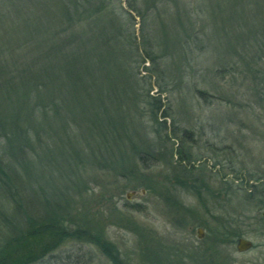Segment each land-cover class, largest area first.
<instances>
[{
	"label": "trees",
	"instance_id": "trees-1",
	"mask_svg": "<svg viewBox=\"0 0 264 264\" xmlns=\"http://www.w3.org/2000/svg\"><path fill=\"white\" fill-rule=\"evenodd\" d=\"M209 78L264 109V0H0V264H34L67 242L127 264L83 210L101 179L153 191L188 225L176 189L214 192L168 149L194 134L170 129L162 96L231 102ZM166 159L170 174L153 179Z\"/></svg>",
	"mask_w": 264,
	"mask_h": 264
},
{
	"label": "rangeland",
	"instance_id": "rangeland-1",
	"mask_svg": "<svg viewBox=\"0 0 264 264\" xmlns=\"http://www.w3.org/2000/svg\"><path fill=\"white\" fill-rule=\"evenodd\" d=\"M132 15L136 22L135 28L138 30L140 19L135 14ZM201 81L202 79L200 83ZM208 81L221 86L220 90L231 102L213 98L211 104H208L195 97L185 98L184 93L173 90V87L162 96L168 97L169 101L171 117L167 125L170 129L174 124V127L189 129L194 134L192 142L184 141L182 144L179 139L172 136L166 143L168 149L173 148L176 152L181 147L180 152L189 158L182 164L193 167V174L203 178L205 184L214 192L212 197L201 191L202 199H199L193 193L176 189L174 197L178 198L190 212L186 215L188 225L184 228L175 226L171 222L172 214L169 208L156 193L146 191L142 187L122 188L124 183L122 184L121 180L113 186L109 184L110 180L101 179L106 185L107 193L102 188L94 189L91 202L83 206V210L88 211L89 208L91 212H96L95 219L101 223L100 234L105 241L113 243L118 248L124 263L259 262L258 252L239 254L234 247L229 250L230 247L225 244L217 243L214 246L212 242L210 243V235L221 221L218 219H222L226 226L231 223L235 229L255 242L260 241L251 231L263 225L260 219L264 207L246 200L248 189H241L244 188L246 179L250 181L248 177L250 174L264 175V109L261 105H254L246 93L244 96L241 95L244 87L234 96L235 89H230L223 80L214 81L209 78ZM200 87L207 90L210 88L208 82L201 83ZM154 92L156 90L151 94ZM173 160L176 158L173 157ZM169 161L162 160L160 167H154L149 171L153 179L161 180L157 176L162 174V171L163 175L170 174L166 166ZM226 188L228 195L224 192L227 191ZM142 189L145 190L144 195L140 193ZM131 191L137 192V195L126 200V193ZM86 199L88 201L89 198ZM25 201L23 205L27 204ZM40 210L38 211L41 213ZM201 221L205 222V227L199 226L198 223ZM197 229L202 230V238L197 237ZM141 235L147 240L150 235L151 242L145 245V239ZM219 238L224 239V234L219 235ZM34 264H111V262L91 244L67 242Z\"/></svg>",
	"mask_w": 264,
	"mask_h": 264
},
{
	"label": "flooded vegetation",
	"instance_id": "flooded-vegetation-1",
	"mask_svg": "<svg viewBox=\"0 0 264 264\" xmlns=\"http://www.w3.org/2000/svg\"><path fill=\"white\" fill-rule=\"evenodd\" d=\"M248 177H249L250 181H248V179H246L244 184H243L244 188L241 189V190H247L248 189L247 193H246L247 194L246 200H248L249 202L253 201L256 204L264 207V175H262L261 173H257V174H250ZM229 188H230V186H229ZM227 195H228V192H227ZM260 220H262L261 222L263 223V225L259 228L252 230V231L250 230L252 232L253 236L258 238L260 241L255 242L253 239L248 237L246 234L240 232V230L235 229L233 227V225H231V223H229L225 227V229H218L216 227V229L214 231L210 230V231H213V234L211 233L212 235H210V243L212 242L214 244V246H216L217 243L218 244L220 243L222 245L225 244L226 246L230 247L229 250H231V248L234 247L236 252L239 254H246V253H249L251 251L258 252L259 255H258L257 259L259 262L253 261V262H251V264H264V213L261 214ZM228 226H230V228ZM221 232L225 236L224 239L219 238V235H223V234H220ZM240 240L249 242L250 246L243 251H239L238 246H239ZM222 242H224V243H222ZM210 264H212V263H210Z\"/></svg>",
	"mask_w": 264,
	"mask_h": 264
},
{
	"label": "water",
	"instance_id": "water-1",
	"mask_svg": "<svg viewBox=\"0 0 264 264\" xmlns=\"http://www.w3.org/2000/svg\"><path fill=\"white\" fill-rule=\"evenodd\" d=\"M140 193L142 195H144L145 194V190L142 189L140 191ZM136 195H137V192H135V191L128 192L125 195V199L126 200H130L132 196H136ZM196 234H197V237L198 238H202V230L201 229H197ZM249 246H250V243L249 242L240 240L239 241L238 249H239V251H243V250L247 249Z\"/></svg>",
	"mask_w": 264,
	"mask_h": 264
}]
</instances>
